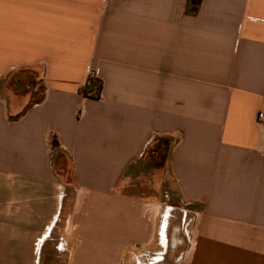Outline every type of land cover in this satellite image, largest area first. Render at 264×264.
Segmentation results:
<instances>
[{
	"label": "crops",
	"instance_id": "crops-1",
	"mask_svg": "<svg viewBox=\"0 0 264 264\" xmlns=\"http://www.w3.org/2000/svg\"><path fill=\"white\" fill-rule=\"evenodd\" d=\"M20 70L38 98L7 90ZM90 74L98 98L81 93ZM0 84V246L35 264L95 225L115 258L144 246L163 263L172 207L123 176L164 137L183 234L194 221L171 264H264V0H0Z\"/></svg>",
	"mask_w": 264,
	"mask_h": 264
},
{
	"label": "rangeland",
	"instance_id": "rangeland-1",
	"mask_svg": "<svg viewBox=\"0 0 264 264\" xmlns=\"http://www.w3.org/2000/svg\"><path fill=\"white\" fill-rule=\"evenodd\" d=\"M4 81H6V87L9 91L13 89V91L17 90L21 93L32 92L33 98H38L41 94V86L37 84L34 77L27 70L15 72L6 77ZM19 81L21 83H18ZM0 87L3 88V84H0ZM168 155L169 145L166 138L155 137L137 163L132 164L123 176L126 177V193L137 199L162 200L164 206L172 207L171 225L168 231V252L161 264H171L174 257L191 245V229L193 230L194 223L192 220L189 224L187 236L183 234L182 229L184 226H181V216H183V209L186 206L178 197L174 180L168 169ZM51 159L56 172L64 173L62 180L69 181L70 164L67 155L61 149L56 148ZM191 215V212H187L186 219H189ZM12 227L13 224L10 222L7 228L10 230ZM77 233L79 238L82 239V244L78 246H58V239L57 246H41L35 264H110L113 260L111 264H135L137 263L136 260L144 264L151 259L153 250L148 251L149 249H145L144 246L134 245L124 246L118 257L115 258L120 246L108 245L119 240L115 238L113 232L108 230L99 232L95 225L92 231L84 225ZM100 238L104 242L101 243ZM119 239H122V237ZM78 240L75 237L74 242ZM158 249L160 247L156 250ZM29 251V246H0V264H32Z\"/></svg>",
	"mask_w": 264,
	"mask_h": 264
},
{
	"label": "trees",
	"instance_id": "trees-1",
	"mask_svg": "<svg viewBox=\"0 0 264 264\" xmlns=\"http://www.w3.org/2000/svg\"><path fill=\"white\" fill-rule=\"evenodd\" d=\"M201 0H188V4L191 7L192 11H196ZM102 89V81L96 76L90 74L87 78L85 85L83 86L81 93L84 96L98 98ZM167 144L169 141L166 139ZM53 147H56V142L52 144Z\"/></svg>",
	"mask_w": 264,
	"mask_h": 264
},
{
	"label": "built area",
	"instance_id": "built-area-1",
	"mask_svg": "<svg viewBox=\"0 0 264 264\" xmlns=\"http://www.w3.org/2000/svg\"><path fill=\"white\" fill-rule=\"evenodd\" d=\"M257 119L264 123V111H259L257 113Z\"/></svg>",
	"mask_w": 264,
	"mask_h": 264
}]
</instances>
